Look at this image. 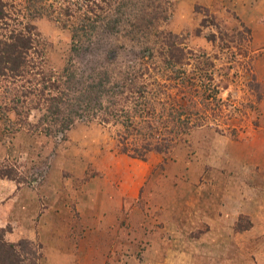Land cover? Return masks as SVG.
<instances>
[{"label": "rangeland", "instance_id": "1", "mask_svg": "<svg viewBox=\"0 0 264 264\" xmlns=\"http://www.w3.org/2000/svg\"><path fill=\"white\" fill-rule=\"evenodd\" d=\"M40 2L0 74L3 262L264 264V0ZM93 70L126 78L116 119L75 107Z\"/></svg>", "mask_w": 264, "mask_h": 264}, {"label": "trees", "instance_id": "2", "mask_svg": "<svg viewBox=\"0 0 264 264\" xmlns=\"http://www.w3.org/2000/svg\"><path fill=\"white\" fill-rule=\"evenodd\" d=\"M41 0H0V31L6 30V34L0 32V74L5 75V70L14 71L13 75L16 77L21 76L23 67L27 64L28 52L35 47L34 38L31 32L30 26H22V28H17V24L22 25L21 17L25 15L24 13L31 15L33 13H38V8L44 4L40 2ZM40 2V3H39ZM84 26H81V29H84ZM179 50L178 48L176 51ZM35 50H33L34 52ZM172 57H175L176 60L180 59V53L177 52L176 55H173L168 52ZM60 82L70 90V85L68 83L72 82L73 75L68 71V69H62L59 74ZM136 78V76L128 77L127 79L131 81ZM126 78L121 79L120 81H111L110 76L105 71L93 70L89 75L84 76L81 81L78 83V87L75 88L76 95L74 96L75 107H79L90 110L91 108H98L101 104L100 100L102 98H109L119 96L122 92L121 88H126L125 86ZM133 82V81H132ZM139 83L136 85V93H139ZM53 89H57V85L53 84ZM143 92V91H141ZM64 94V93H63ZM142 94V93H141ZM138 99L136 97H130L132 99V104L138 108V105L146 107L149 104V100L145 99V94H142ZM117 99V102H120V99ZM60 102V103H59ZM112 102V101H111ZM65 107L63 101L58 100L56 103H50L47 106V110L56 115L60 114V105ZM114 104V101H113ZM67 108V107H66ZM102 113L105 114L101 116L102 121L107 120V116H110L114 119L120 116L122 108L113 109L111 105H100ZM135 110V108H132ZM68 113L78 115L76 111H68ZM59 122V128H65L72 120L71 115H66L63 117H57ZM121 143L125 144V137H122ZM146 145V144H145ZM144 147V146H143ZM146 148V146L144 147ZM156 149V148H155ZM125 152V148H123ZM132 156H142V152L138 150L132 151L129 153ZM5 241L0 237V256L4 258L8 256L12 251H9L7 254H4ZM10 247V244H6ZM0 262L3 260L0 257ZM10 264L8 262H3Z\"/></svg>", "mask_w": 264, "mask_h": 264}]
</instances>
